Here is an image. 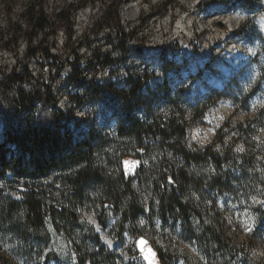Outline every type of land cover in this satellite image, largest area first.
<instances>
[{
    "label": "trees",
    "instance_id": "1",
    "mask_svg": "<svg viewBox=\"0 0 264 264\" xmlns=\"http://www.w3.org/2000/svg\"><path fill=\"white\" fill-rule=\"evenodd\" d=\"M118 1L115 0L109 13L102 15L100 25L112 29L119 27ZM238 1L244 5L248 3L247 0ZM253 7L248 6L250 14L256 9L255 5ZM75 10L69 6L54 14L51 20L42 10L36 11L31 6L23 15V23L12 25L9 39L0 32V48L14 45L21 35L26 36L32 46L36 35L43 31L44 36L55 35L60 29L70 41V18ZM72 54L77 64V55ZM35 55V51H30L29 57ZM45 56L52 59L48 52ZM97 61L112 64V60L103 56H97ZM67 80L81 93L87 92V83L75 67L70 68ZM128 85L129 89L111 92L128 109L143 105L149 108L145 103L149 94L141 93L142 83L130 80ZM104 91L97 87L95 101L103 97ZM71 97L74 99L77 95ZM222 97H226L225 93L206 96V102L196 106L193 112ZM36 104L42 105L38 114H35ZM55 104L48 87L35 81L26 70L12 71L8 75L0 73L3 119L0 264H27L41 258V264H48L55 258L53 253H45L51 244L50 229L64 239L78 263L105 264L108 261L114 264L116 258L103 245L99 235L93 234L88 239L91 244H87L82 235L77 207L87 205L113 212L120 228L136 227L140 217L150 224L156 218L164 244L167 220L171 218L172 226L178 222L177 239L193 245L200 257L196 260L155 247L156 264H175L176 259L183 264H259L248 259L246 251L254 246L252 242L258 244L264 239V137L259 141L253 139L250 121L230 129L236 136L232 145L235 141L240 142L241 153L233 150L232 145L215 149L214 144L222 145L223 139L202 149L190 150L185 139L187 121L181 114L177 115L174 105L166 118L146 114V119L140 120L128 110L122 119L115 116L114 139L123 142L109 149V136L94 132L91 127L78 138L67 125L68 115L61 113ZM254 119L253 124L264 129L262 117L255 116ZM99 156L103 161L98 159ZM125 157L137 162L133 171L124 166L122 159ZM6 174H10V178ZM134 178L136 186L133 185ZM137 186L148 195L146 205L139 199ZM223 194L230 195V203L236 204L235 213L231 211L230 203L224 205L222 212L211 211L216 206V199ZM237 194L243 196L240 203L235 200ZM253 197L261 202L251 203ZM207 203L211 204L209 208ZM244 212L254 221L241 219L240 214ZM222 213L232 214L230 223L222 218ZM99 219L101 222L102 218ZM232 226L251 232L246 234L249 240L241 244L235 242L228 233Z\"/></svg>",
    "mask_w": 264,
    "mask_h": 264
},
{
    "label": "rangeland",
    "instance_id": "2",
    "mask_svg": "<svg viewBox=\"0 0 264 264\" xmlns=\"http://www.w3.org/2000/svg\"><path fill=\"white\" fill-rule=\"evenodd\" d=\"M247 1L244 5L238 0H119V27L112 29L99 23L102 15L111 11L115 0H0V32L7 39L10 38L12 25L23 23V15L31 6L36 11L42 10L51 20L60 10L69 6L76 8L70 18V41L67 40L63 29L58 30L55 35L46 36L43 31L33 38L32 46L29 45L27 37L21 35L14 45L0 48V73L8 75L12 71L21 73L26 70L35 81L44 86L48 83V91L55 100V107L59 104L60 112L68 115L67 125L74 134L81 138L89 127L94 132L106 133L111 140L107 144L109 149L123 142L114 139L117 125L115 116L118 115L119 119H122L126 111L130 110L140 120L146 119V114L166 118L172 110V105L177 115L181 114L187 121L185 139L190 150L202 149L217 139H223V144L215 143V149L221 150L231 146L236 136L230 129L249 121V129L254 133L253 139L259 141L264 137V129L255 126L253 120L256 116L262 117L264 121V32L258 25L259 17L264 14V0ZM133 3L138 5L133 8V17L129 19L125 12ZM254 5L256 9L250 14V8ZM181 17L183 20L190 18V34L173 35L174 27ZM80 18L85 21L80 22ZM162 23H165L166 27L160 30ZM193 24L195 26L192 27ZM96 28H99L98 32H94ZM237 48L239 51L235 55L240 54L237 58L235 55L231 56L229 75L208 88L214 61ZM30 51H35L36 55L29 57ZM45 52H48L52 59H47ZM72 52L77 55V64ZM97 56L112 60V64L99 63ZM210 56L213 59L209 66H206L205 59ZM203 65L205 67L196 80L189 81L188 76H192L195 70ZM72 66L80 71L81 77L87 83V92L81 93L67 80ZM130 80L142 83L141 93L149 94V99H145L149 108L143 105L128 109L113 95V89H129ZM203 86L208 92L201 91ZM97 87H102L105 91L103 97L95 101ZM219 92L225 93L226 97L193 112L196 106L206 102V96ZM72 95L77 97L73 99ZM36 105L35 114H38L42 105ZM2 121L0 111V137ZM232 147L238 153L243 152V146L238 141H235ZM98 159L103 161L102 156ZM125 161L129 162L127 166L124 164L128 171H133L137 162L126 157L122 159L123 163ZM6 176L10 178V174ZM133 185L136 186V178ZM136 189L139 199L146 205L149 202L146 191L141 186ZM235 200L240 203L243 196L237 194ZM230 201L228 194L219 196L211 211L222 212L224 205ZM260 202L255 197L251 199L253 204ZM207 204L209 208L211 204ZM230 205L231 211L235 213L236 204ZM82 209L86 215L80 214L79 222L83 226L82 235L86 243L91 244L88 239L93 234L99 235L86 219L89 216L102 227L101 231L111 243L103 245L116 258L114 264H148L144 254L139 253L136 248V241L140 237L149 241L145 254H148L149 248L154 253L155 247H162L174 255L184 254L196 260L201 255L193 245L179 242L178 222L172 226L171 218L167 220V228L164 231L167 236L164 244L160 239L163 232H160V224L156 218L150 224L144 217H140L136 227L120 228L117 216L110 210L88 205L82 206ZM230 215L232 214L222 213V218L225 217L230 223ZM240 217L250 223L254 221L246 212L240 214ZM99 218H102V223ZM238 228L232 226L228 233L235 242L246 243L249 240L246 235L248 230L240 231ZM50 233L51 244L45 253H53L55 258H51L48 264H80L73 257L64 239L54 234L51 229ZM252 243L254 246L246 251L247 258L264 264V239L258 244ZM41 263L42 258L27 262ZM105 264L110 262L105 261ZM175 264L183 263L176 259Z\"/></svg>",
    "mask_w": 264,
    "mask_h": 264
},
{
    "label": "bare ground",
    "instance_id": "3",
    "mask_svg": "<svg viewBox=\"0 0 264 264\" xmlns=\"http://www.w3.org/2000/svg\"><path fill=\"white\" fill-rule=\"evenodd\" d=\"M138 4H132L131 7H129L128 9H126V12H125V16L129 19H132V15L134 14L133 13V8L136 7ZM132 10V11H131ZM86 15V14H85ZM84 15V16H85ZM190 16V15H189ZM191 17V16H190ZM231 17V16H230ZM236 17V16H235ZM234 17V19H235ZM228 18V17H227ZM232 18V17H231ZM190 18H186V19H181L179 20V22L176 24V26L174 27V31H173V35H186V34H190V28L188 26V20ZM192 19V17H191ZM230 20V19H229ZM228 20V21H229ZM233 20V19H232ZM238 20V19H237ZM85 21V19L83 20L82 18H80V22H83ZM230 22V21H229ZM237 22V21H235ZM195 23V21H194ZM258 25L260 26L261 30L264 32V14H262L259 19H258ZM195 26L194 24L192 25V27ZM234 26V24H233ZM160 30H162L163 28L166 27V24L165 23H162L160 24ZM159 30V31H160ZM158 31V32H159ZM165 51V50H164ZM239 51V49H234L233 52H231L230 54L227 53V54H223L221 56H219V58H217L213 65H212V68H213V72H212V75H211V80L208 82V88H211L213 87V84H215V82H220V81H223V78L226 77V73L229 72L228 71V67H229V63H230V59H231V56H234L237 52ZM240 53L237 54L236 58L239 56ZM206 84V83H205ZM203 91L206 93L208 92V89L205 88L203 86ZM51 93V92H50ZM41 104H39L38 106H40ZM42 107V106H40ZM59 107V104L56 106V108ZM88 221H90L92 224H94V221H93V218L89 217L88 216ZM98 230H102V227L98 226ZM101 239L103 240V242L105 244H108V245H111V243L108 241V239L105 238L104 234H99ZM132 240V239H131Z\"/></svg>",
    "mask_w": 264,
    "mask_h": 264
},
{
    "label": "snow or ice",
    "instance_id": "4",
    "mask_svg": "<svg viewBox=\"0 0 264 264\" xmlns=\"http://www.w3.org/2000/svg\"><path fill=\"white\" fill-rule=\"evenodd\" d=\"M124 164L127 166L129 164V162L125 161ZM169 183H172V181L169 180ZM146 246H147V241L143 237H141L137 241V247H138L139 251L141 252V254H144V259L148 261V264H156V262L154 260L155 253L151 252L150 248L148 249V254H145V247Z\"/></svg>",
    "mask_w": 264,
    "mask_h": 264
},
{
    "label": "built area",
    "instance_id": "5",
    "mask_svg": "<svg viewBox=\"0 0 264 264\" xmlns=\"http://www.w3.org/2000/svg\"><path fill=\"white\" fill-rule=\"evenodd\" d=\"M47 85H48V83H46V87H47ZM77 211H78L80 214H82L83 216L86 215L85 210H83V209L80 208V207H77ZM86 219H87V218H86ZM87 220H88V219H87ZM93 221H94V224H92L91 222H90V223H91L92 226L95 227V229L98 231V226L96 225V220L93 219Z\"/></svg>",
    "mask_w": 264,
    "mask_h": 264
},
{
    "label": "water",
    "instance_id": "6",
    "mask_svg": "<svg viewBox=\"0 0 264 264\" xmlns=\"http://www.w3.org/2000/svg\"><path fill=\"white\" fill-rule=\"evenodd\" d=\"M140 238H141V237H140ZM140 238H138L137 241H138ZM143 238H144V237H143ZM144 239H145V238H144ZM145 240L147 241V246H148V245H149V241H148L147 239H145ZM137 241H136V248H137L138 252L141 253V252L139 251L138 247H137ZM147 246H146V247H147ZM146 247H145V249H146Z\"/></svg>",
    "mask_w": 264,
    "mask_h": 264
}]
</instances>
